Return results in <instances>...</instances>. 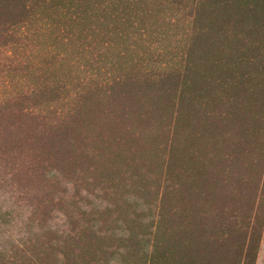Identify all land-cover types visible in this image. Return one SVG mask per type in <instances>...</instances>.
<instances>
[{
  "label": "rangeland",
  "instance_id": "1",
  "mask_svg": "<svg viewBox=\"0 0 264 264\" xmlns=\"http://www.w3.org/2000/svg\"><path fill=\"white\" fill-rule=\"evenodd\" d=\"M0 264H264V0H0Z\"/></svg>",
  "mask_w": 264,
  "mask_h": 264
}]
</instances>
